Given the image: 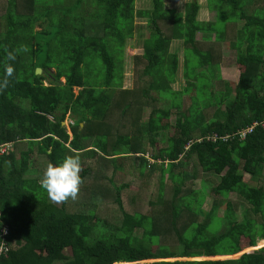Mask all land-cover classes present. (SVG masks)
<instances>
[{
  "label": "trees",
  "instance_id": "obj_1",
  "mask_svg": "<svg viewBox=\"0 0 264 264\" xmlns=\"http://www.w3.org/2000/svg\"><path fill=\"white\" fill-rule=\"evenodd\" d=\"M135 1L0 0V264H264V245L243 251L264 244V0H206L207 21L197 0L183 12ZM136 18L147 30L125 89ZM202 43L234 49L236 82L218 88L220 62ZM73 154L78 197L55 203L40 176ZM231 193L249 205L240 219L231 200L217 215Z\"/></svg>",
  "mask_w": 264,
  "mask_h": 264
},
{
  "label": "rangeland",
  "instance_id": "obj_2",
  "mask_svg": "<svg viewBox=\"0 0 264 264\" xmlns=\"http://www.w3.org/2000/svg\"><path fill=\"white\" fill-rule=\"evenodd\" d=\"M187 1L190 0H167L166 1V7L167 8H173L178 12H183L184 10V5ZM198 3L201 5V9L198 15V19L201 21H207V20H214V13L212 11H210V9H208V7H206V0H197ZM50 2H52L53 4L57 5L59 4H69L68 0H50ZM89 4H91V2L88 1ZM85 7H87V5H83ZM152 4L150 0H136L135 1V8L136 9H149L151 8ZM86 10V8H85ZM35 30H39L38 26H35L34 28ZM146 21L143 18H136L135 19V25H134V36L132 38H127L125 41V47H124V51H123V73H124V78H123V88L125 89H130L134 87V61H133V57L135 54H141L142 50H141V43L142 41L145 39L146 36ZM200 35L198 36V41L202 42ZM228 45V44H227ZM199 47H201L202 49H206V48H211L214 51L215 56L217 57L218 61L220 62V76L222 78V81H218L217 85L219 89H222L220 87L223 86V82H228L229 84L234 83L237 81L238 76H239V68L237 67L236 63H235V51L234 49H232L231 47L227 46L225 48H220L218 46H212L209 47V45H205V44H201ZM177 50L178 53V68H177V73L175 76V81L171 84V88L174 91H178L181 90L183 87H185V80L183 77V73H182V64H183V53H182V41L181 40H175L172 42L171 44V48L170 50ZM90 65L91 67L88 68L91 72L90 74H84V76L87 78L92 79H101V59L100 58H95L94 61H90ZM84 70L87 71V68H84ZM51 72H54V69H51ZM42 73V70H41ZM95 77V78H94ZM61 81H64V78L61 79ZM45 84L47 83V80L44 82ZM225 85V84H224ZM80 88L78 87H74L73 91L74 93H77L78 90ZM192 94H194L192 92ZM187 95L188 94H184L183 95V102L187 100ZM205 102V101H204ZM208 103V102H206ZM151 108L149 107V105H147L146 107H143L141 109V113L140 116L143 118L142 121H147V117H148V113L150 112ZM214 111V108H207V112H209V117L212 116V113ZM68 116L66 118V120L64 121V123L62 125H64L66 128H68ZM172 122H174V117H171ZM69 130V128L67 129ZM34 158V157H32ZM209 175H206L205 178H207ZM127 178V176H125ZM132 180V179H131ZM244 180H249V176L248 174L245 175V179ZM133 181V180H132ZM133 185L138 186V183H134ZM195 188L202 186L201 180H196L194 185ZM132 191L134 192V189H132ZM137 193H133V195H136ZM129 196H131L129 194ZM142 196V193L140 192L138 194V197L140 198ZM231 200V202L233 203L234 206V210L235 213L237 214L238 219L241 218V213L244 211L245 208H247L249 205L244 201V199L242 197H240L238 194L236 193H231L228 195L227 199H221L220 200V206L217 210V215L218 216H222L223 212L225 210V206L227 201ZM138 202V201H136ZM211 205V199L208 198L206 199V202L204 203L203 209L204 210H208L210 208ZM139 205H137L138 207ZM114 208L116 209V207L114 206ZM144 210V209H142ZM260 242H262V240L258 241L256 246H251V247H245L243 249V251H251L257 247L260 248V246H263L264 244H259ZM175 259H186V258H175ZM194 259H201V257H195V258H191V260ZM146 261V260H145ZM153 261H157V260H153ZM144 262V261H142ZM124 264V263H122ZM134 264V263H133Z\"/></svg>",
  "mask_w": 264,
  "mask_h": 264
},
{
  "label": "clouds",
  "instance_id": "obj_3",
  "mask_svg": "<svg viewBox=\"0 0 264 264\" xmlns=\"http://www.w3.org/2000/svg\"><path fill=\"white\" fill-rule=\"evenodd\" d=\"M15 56L9 54V60H14ZM13 68L6 69L7 77H11ZM7 83V80L4 81ZM81 160L78 154L66 156L62 161L49 163L40 176V185L47 192L48 197L55 203H61L69 199L75 200L80 191L82 183Z\"/></svg>",
  "mask_w": 264,
  "mask_h": 264
},
{
  "label": "built area",
  "instance_id": "obj_4",
  "mask_svg": "<svg viewBox=\"0 0 264 264\" xmlns=\"http://www.w3.org/2000/svg\"><path fill=\"white\" fill-rule=\"evenodd\" d=\"M255 124H256V123H254V125H255ZM261 124H262V126L264 127V121L261 122ZM254 125H252V126L248 127L247 129H244L243 131H241V132H240L241 136H244V135L246 134V132H250V131L252 130V128H253Z\"/></svg>",
  "mask_w": 264,
  "mask_h": 264
},
{
  "label": "water",
  "instance_id": "obj_5",
  "mask_svg": "<svg viewBox=\"0 0 264 264\" xmlns=\"http://www.w3.org/2000/svg\"><path fill=\"white\" fill-rule=\"evenodd\" d=\"M41 73V68H36V74H40ZM64 123V122H63ZM62 123V124H63ZM260 247H263V246H260ZM257 248H259V247H257ZM257 248H255V249H257ZM145 262V261H144Z\"/></svg>",
  "mask_w": 264,
  "mask_h": 264
},
{
  "label": "crops",
  "instance_id": "obj_6",
  "mask_svg": "<svg viewBox=\"0 0 264 264\" xmlns=\"http://www.w3.org/2000/svg\"><path fill=\"white\" fill-rule=\"evenodd\" d=\"M80 126H82V124H80ZM68 129V128H67ZM69 131V130H68Z\"/></svg>",
  "mask_w": 264,
  "mask_h": 264
}]
</instances>
